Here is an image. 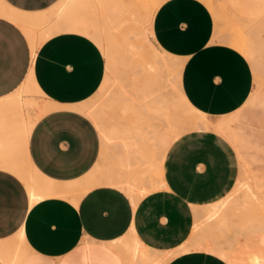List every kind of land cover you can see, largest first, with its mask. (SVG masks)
<instances>
[{
	"label": "crops",
	"instance_id": "1",
	"mask_svg": "<svg viewBox=\"0 0 264 264\" xmlns=\"http://www.w3.org/2000/svg\"><path fill=\"white\" fill-rule=\"evenodd\" d=\"M3 1L20 12L38 14L61 0ZM262 13L260 0H255L244 17ZM151 32L155 44L183 60L181 89L187 102L212 121L233 117L232 144L211 129L181 134L165 153L164 185L144 193L135 204L115 183L75 188L86 178L119 173V151L114 146L102 150L91 116L78 109L104 81L107 65L100 47L83 33L62 30L32 53L24 29L0 15V249L9 251L0 255V264H126L113 247L132 226L145 244L176 248L190 236L192 205L215 201L234 186L239 170L236 157L243 162L235 147L238 138L246 159L256 149H264L256 134L264 130V100L255 99L254 70L238 49L214 40V14L205 2L163 1L153 14ZM38 36L35 33L36 40ZM30 71L39 94L20 93ZM30 99L51 101L54 108L28 116L33 114L28 110H33ZM16 100L28 104L21 103L20 108ZM246 108L251 114L243 119ZM24 126L29 127L27 133ZM150 151L142 157L129 153L134 161L146 162ZM4 155L21 159V170L31 175L29 185L48 181L46 185L55 186L59 194L31 198L27 183L1 165L8 162L1 158ZM64 184L74 189L64 191ZM14 246L27 254L26 260L21 253L13 257ZM225 260L198 247L174 255L165 264H230Z\"/></svg>",
	"mask_w": 264,
	"mask_h": 264
},
{
	"label": "rangeland",
	"instance_id": "2",
	"mask_svg": "<svg viewBox=\"0 0 264 264\" xmlns=\"http://www.w3.org/2000/svg\"><path fill=\"white\" fill-rule=\"evenodd\" d=\"M112 1H114L113 3L110 2L112 5L117 2L116 8L117 6H122V8H126L127 6L126 9L129 10L136 4V10H132L133 8L131 10L137 14L135 19H129L127 22H125L124 18L116 16L118 18L116 19L118 24L121 23L119 25L116 23L117 26H114V30H117V32L114 33L113 37H108L109 39H105L102 44L95 42L100 47L103 54L106 49L104 45L107 46L109 43L110 54H105L104 56L106 65L108 66L111 64L110 67L112 71L106 72L107 76L105 75L100 89L92 99L87 102L90 106L85 112L91 116L89 117L92 119L101 135L102 150H105L108 146H114L119 151L120 160L124 158L129 160L130 164L125 168L120 167L119 160L118 175L132 182L138 200L144 193L164 185L161 176L162 162L165 153L174 139L191 130L186 124L183 125L174 120L173 114L175 113V117H185L186 121L189 119L198 121L199 117L187 113L174 95L167 93L168 87L165 88L164 84H162V76L168 74L170 75V83L172 85L175 84L176 78L173 69L166 70L164 67V69L159 68L161 70L158 69L157 74L153 71H151V74L148 73L147 62L154 57L155 59L158 57L157 55L155 56V51L147 40L148 33L145 28L146 25H141L145 22L144 14H142L145 13V11L141 7L142 3L145 5L147 2L146 4L148 5L151 0ZM211 1L217 12L216 17L214 16L216 34L219 36L220 34L229 35L225 37L220 36L221 38L234 35L235 38H238L236 35H240L239 37L242 36L243 38L246 29V19L244 18L246 8L255 0ZM260 2L264 9V0H260ZM118 3H121V5H118ZM140 4L141 6H139ZM138 6L141 9H138ZM52 12V10L49 11V13ZM120 14L123 16L125 13L121 10ZM53 21L54 16L53 19L50 20V23ZM116 24L114 23V25ZM85 25L90 31L93 29L92 27H94V25H91L89 22ZM252 33L256 34L251 35L253 39L249 36L253 45L258 50H262L260 53L261 55L258 57L261 69L258 71L259 73H254L255 83L258 84L260 88L258 89L259 92L256 94L255 99L260 101L264 100V18L259 20ZM42 41L43 40H40V42ZM127 47H129V49H127ZM162 69L164 71L161 74ZM159 74H161V77ZM157 80L160 81V83H157ZM41 101L42 100L39 102ZM101 104L104 107L101 106ZM254 107H257V105H254ZM26 109L28 108L26 107ZM164 109L166 111H163ZM28 110L33 112V114H28V116L39 114L38 112L35 113L36 109ZM249 114H251V109L246 108L242 111L241 117L244 119ZM209 122L214 123L216 121H210L209 119ZM256 134L260 138V143L264 145V130H256ZM166 138L168 141L167 144H165ZM243 138L251 140V137H248L247 134H244ZM240 139L241 137H239L235 143L237 152L243 160V165L239 166V169L242 167V170L238 172L239 177L237 176L236 182L227 193L226 201L223 204H220L219 199H217L202 205H192L194 213L192 229L196 230L198 237L202 241L212 246L216 243L215 246L226 250L233 258L231 264H259L260 254L261 252L264 253V189H262V186L264 188V159L263 161H259L256 157L261 156L264 158V149H256L257 152L253 153L249 159H246L238 147ZM170 140L171 142L169 143ZM124 143H127L126 147H123V145H125ZM147 150H151V154L148 155L149 158L147 157L146 162L144 160L134 161L131 159L130 151H135L137 155L140 154V157H142L141 153L144 154ZM143 163L145 166L141 165ZM243 168L248 170V172L243 171L245 170ZM249 169L251 172H249ZM239 173L241 174L239 175ZM261 174L263 176H261ZM250 175L255 177H251ZM247 180L249 182H247ZM239 181L240 183H238ZM249 183L250 185L248 186L247 184ZM251 184L253 186H251ZM254 193L257 195H255V197L258 198V200L256 198L251 199ZM247 194H249V196L246 198L245 196ZM260 196H262L261 199H259ZM245 199H247V201ZM248 202L250 203L248 204ZM242 206L243 208H241ZM118 244L122 250L127 253L126 255L130 264H165L170 259L168 252L171 249H159L149 246L144 242L142 243L134 229H129L128 233L118 241ZM135 244H138L136 246L137 248H135ZM126 245L132 247L130 248L129 246L130 249L128 247L126 249ZM128 249L130 251L133 249L132 253H129ZM244 254L247 255L245 256ZM120 255L127 264L126 257L122 254ZM262 261V264H264V259Z\"/></svg>",
	"mask_w": 264,
	"mask_h": 264
},
{
	"label": "bare ground",
	"instance_id": "3",
	"mask_svg": "<svg viewBox=\"0 0 264 264\" xmlns=\"http://www.w3.org/2000/svg\"><path fill=\"white\" fill-rule=\"evenodd\" d=\"M140 1H142V0H140ZM163 1H165V0H151L150 3H148V5L146 4L147 2L145 3V5H143V3H142V7H141L145 11V13H142V14H144L143 16H144L145 22L142 21L143 23L141 22L142 23L141 25H143V26L146 25L145 26V28L147 30L146 32L148 33L147 40L149 41L150 45L154 49L155 56L157 55V57H158L156 59L154 57V58L150 59L147 62V70H148V73L151 74V71H153L154 73L157 74V70L159 68H163L164 69V67L166 68V70L173 69L174 72H175V78H176L175 84L172 85L170 83V75L169 74L162 76L163 77V79H161L162 80L161 81L162 84H164V87L165 88L168 87L167 88V93L173 94L174 97L176 98V100L187 111V113H190V114H193V115L199 117V120L196 121L195 119H189V120L186 121L185 117L184 118L175 117L176 116L175 113L173 114V112H172L173 119L176 120V121H178V122H180L183 125L186 124L188 126V128L191 129V130H196V129H207V130L211 129V130H214L215 132L219 133V135H221L224 138H226L232 144V141H231V130H232V125H233V117L232 116H228V117L226 116L227 118L225 117V119H222L221 118V120H217L214 123H210L209 122V118L205 114H202L199 111H197L196 109H194L187 102L186 98L184 97V95L182 93V89H181V71H182V67H183V60L180 59V58H177L175 56L169 55L168 53H166L165 51H163L157 44L154 43V41H153V39L151 37V35H152V32H151V23H152L153 14H154L156 8ZM203 1L210 8V10L213 12L214 16L216 17V13L217 12L215 10V6L213 5L212 1L211 0H203ZM110 2L113 3L114 1H112V0H61L56 6H54L51 9L53 11L52 13H49V11H48V12H42V13H38V14H26V13L20 12V11H18L16 9H13L9 5H7L3 0H0V15L5 16V17L11 19L12 21H14L18 25H20L22 27V29H24L25 33L27 34V36H28V38L30 40V45H31L30 49L32 48L31 49L32 50V53H35L36 47H38L37 45L40 44L39 43L40 40H44L47 37H49L51 34L56 33L58 31L60 32L62 30H70V31L72 30V31H77V32H80V33H84V34L88 35L94 42L99 43V44H102V42L105 39H107L108 37H113L114 33L117 32V30H114V28H115L114 26H117V24H118V21L116 20V19H118L117 17L124 18L125 19V22L129 21V19H135L137 13L134 12V11H132V10H136L135 6H137V5L136 4H135V6L133 5L134 7L133 6L132 7L129 6V7H131V9L133 8L132 10L130 9L131 10L130 11L129 9H126L127 6H126V8H122V6H117V8H116V5H117L116 3L117 2L114 3L113 5ZM118 5H121V3L120 4L118 3ZM139 6H141V4ZM139 6L137 8L138 9H141V8H139ZM121 10L124 11V13H125L123 16H121V14H120L121 13ZM53 16H54V21L50 23V20L53 19ZM244 18L246 19V29H245V32L243 34V36H244L243 38H242V36L239 37L240 35H238V36L236 35V37H238V38H235V35L234 36L227 37V38H221L219 35L215 34L214 40L225 42V43L233 46L234 48L238 49L250 61V64H251V66H252V68L254 70V73L257 74V72L261 69V65H260V62H259V58L258 57L261 55L260 53H261L262 50H258L253 45V43L251 41V38H252L251 35L254 34L252 32L255 29L257 23L259 22V20H261V19L264 18V13H262L261 15L256 16V17H244ZM140 19H141V17H140ZM88 22L91 25H94V27H92L93 29L91 30L92 32L85 25ZM114 23L115 24L117 23V24L114 25ZM144 23H146V24H144ZM35 33H38L39 34L37 40L35 38ZM254 35H256V34H254ZM249 36L251 38H249ZM255 38H256V36H255ZM108 45H109V43L107 44V46L104 45V48H106L104 55L105 54H107V55L110 54V48H109ZM131 47H133V46H131ZM127 49H129V47H127ZM137 51H138V49H137ZM110 65L111 64H109L106 67L107 73L110 72V71H112ZM163 69H162L161 74L164 71ZM159 70H161V69H159ZM156 74H154V75H156ZM161 74H159L160 77H161ZM259 76H260V74H259ZM259 76H257V77H259ZM156 79H158V78H156ZM157 83H160V81H158ZM258 86H259L258 84H256V83L254 84V91H253L254 94H258V92H259L258 89H260ZM22 92H24V93H30V92H32V93H36V94H39L40 93L39 90L34 85V82L32 80V76H31V71H30V73L28 75V78H27L26 82L20 88V93H22ZM31 100L32 99H30V101H27V102H29L30 107H32L33 109H36V111L39 113V114H37L38 116L41 115L42 113H44V112H46V111L54 108V104H52L53 102L51 103V101H47V102L46 101L45 102H42L41 101L42 103H40V102H36V101H31ZM154 100H156V99H154ZM27 102L26 101L23 102V100L22 101L21 100L20 101H17L16 100L15 101V104L18 105L21 108V105H23L21 103H27ZM26 106H28V105H26ZM89 106L90 105L86 103V104H83L80 107H78V109L84 111L86 109H89ZM101 106H103V105L101 104ZM97 107H99V106H97ZM184 109H182V110H184ZM101 111H102V109H101ZM163 111H166V110L164 109ZM97 112H98V110H97ZM184 114H186V113H184ZM171 117H172V115H171ZM170 119H172V118H170ZM180 120H183V121H180ZM21 126H23V125H21ZM28 128L29 127L24 126L23 133L24 132L27 133L28 132L27 131ZM170 142H171V140L169 141V143ZM167 143H168V141H167V138H166V143L165 144H167ZM126 144L123 145V147H126ZM1 158H4V159H7L8 160L7 163L1 164L4 168H7L10 171H12L13 173L17 174L20 178H22V180H24L25 183H27V186L26 187L28 189V192H29V195H30L31 198H34V197L35 198H40V197H43V196H46V195H50V194H54V193L59 194V193H57V190H55L56 189L55 186L52 187V186H50L51 184L50 185H46L48 181L47 182H44V185H40V183L37 186H35V185H29L28 183L31 182V179H30L31 178V175H29L28 173H26V172H24V171L21 170V161H20L21 159L15 158L12 155H4V157H1ZM236 158H238L237 159V162H239V164L238 163L237 164L239 166H242L243 165L242 164L243 162L241 161V159L239 157H236ZM129 164H130L129 163V160L127 158H124V159L120 160V167H122V168H125V167L129 166ZM246 167H248V166H246ZM243 169H245V168H243ZM241 170H242V167H241V169L238 170V172H240ZM27 171H29V170H27ZM243 171H247L248 172V170H246V169L243 170ZM35 172H36V170H35ZM249 172H251V170ZM33 174H34V172H33ZM33 174H32V179H33V176H35ZM240 174L241 173H239V175ZM253 175H254V173H253ZM253 175H250V176L251 177H255ZM261 176H263V175L261 174ZM245 177H247V176H245ZM41 180H43V179H41ZM44 181H46V180H44ZM240 181L238 183H240ZM104 182H110V183H113V184L115 183L114 185L115 186L116 185L119 186L118 188H122L127 193V195L131 198V200L134 203L136 201H138L137 200V197H136V190H135V187L132 184V182H130L127 179H124V178L120 177L119 175H117V176H115L114 174L112 175L111 172H109L107 175H99L98 177H94L93 176L92 178H86L85 181H84V183L82 185L77 186L75 188H78L77 189V191H78V190H82L84 188H87V187H89V186H91L93 184L94 185L97 184V183H99V184L100 183L101 184L103 183L104 184ZM247 182H249V181L247 180ZM263 182H264V180H263ZM55 185H57V182L55 183ZM247 185L249 186L250 183L247 184ZM251 186H253V185L251 184ZM65 188L68 189V190H70V189L73 190L74 189V187H66L65 184H64V187L62 189L64 190ZM66 189L64 191H66ZM231 189H229V191ZM262 189H264L263 186H262ZM63 190L60 191V194H62V195L65 194V193L63 194ZM68 190H67V192H69ZM227 193L224 196H222L221 198H219V203L220 204H223L226 201L225 199H226ZM66 195H67V193H66ZM255 195L256 194L254 193V196L253 197L251 196V199L252 198L255 199L256 198ZM248 196H249V194H247L245 197L247 198ZM261 197L262 196H260L259 199H261ZM256 199L258 200V198H256ZM245 200L247 201V199H245ZM136 203H138V202H136ZM249 203L250 202H248V204ZM191 204H193V203H191ZM241 208H243V206ZM213 213H216V212H213ZM222 227H224V226H222ZM263 227H264V225H263ZM132 229H133V226L130 227V230H132ZM135 243H136V241H135ZM137 245L138 244H135V248H137L136 247ZM215 245H216V243H215ZM215 245L212 246V245H210V244L202 241L198 237L196 230L195 229H192L191 234H190L189 238L187 239V241L186 242H183L182 244L180 243L178 247L171 249L168 252V256L171 258V257H173L174 255H176V254H178L180 252L188 251L191 248H198V247H200V248L205 249L206 251H211V252H214V253L218 254L219 257L221 256V258L223 260L226 259L231 264V261L233 260L232 256L226 250H224L223 248L217 247ZM129 246L126 245L125 246L126 249H127V247L129 248ZM131 247L132 246H130V248ZM113 248H115L116 251H118L119 254H122L123 256H125L126 257V260H127V264H130V262L128 260V257L126 255L127 253H125V251L122 250V248L120 247V245L114 246ZM129 249H128L129 253H132L133 249L131 251ZM8 252H9L8 250H4L3 251V250L0 249V255H2V256H4L5 254H7ZM11 253H13V257H15L19 253H21L20 254V258H23L24 260H26L25 258H26V255L27 254L25 252H21L19 246L18 247L17 246H14V248L11 249ZM263 259H264V253L261 252L258 263L259 264H262L263 263V261H262Z\"/></svg>",
	"mask_w": 264,
	"mask_h": 264
}]
</instances>
